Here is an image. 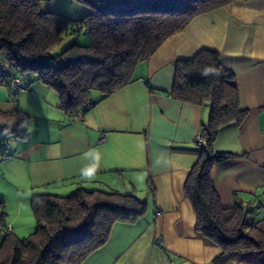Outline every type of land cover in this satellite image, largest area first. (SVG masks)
I'll use <instances>...</instances> for the list:
<instances>
[{"label": "crops", "instance_id": "0c3cea01", "mask_svg": "<svg viewBox=\"0 0 264 264\" xmlns=\"http://www.w3.org/2000/svg\"><path fill=\"white\" fill-rule=\"evenodd\" d=\"M44 6L70 19L88 13L73 0H46ZM203 49L217 52L221 65L234 74L239 108L247 111L240 125L220 128L213 143L214 151L236 155L215 165L214 189L226 208L235 204V194L247 200L257 193L264 200V0H233L195 16L137 66L131 83L77 118L82 122H68L58 103H39L45 102L40 92L23 85L22 97L36 96L38 103L18 107L51 106L50 121L57 124L40 127L34 137L29 132L23 139V133L12 137L6 145L8 159L26 163L34 186L111 185L146 204L133 222L114 223L107 241L81 264H214L220 249L196 231L183 188L200 156L195 136L209 108L169 95L174 62ZM5 61L0 55V70ZM254 219L264 231V206L254 210Z\"/></svg>", "mask_w": 264, "mask_h": 264}, {"label": "trees", "instance_id": "16d2710c", "mask_svg": "<svg viewBox=\"0 0 264 264\" xmlns=\"http://www.w3.org/2000/svg\"><path fill=\"white\" fill-rule=\"evenodd\" d=\"M41 1L0 0V54L6 58L0 76L10 70L19 78L18 94L23 90L21 76H35L57 93L58 107L72 120L131 83L137 66L195 16L233 0H73L88 9L77 19L49 11ZM81 34L88 38L87 45L74 42L57 52L65 36ZM207 66L221 70L220 75H201ZM0 84L8 91L1 78ZM93 93L100 94L98 100ZM169 95L209 108L207 122L199 129L200 156L183 188L195 213L196 231L220 249L213 263L264 264V231L254 219V210L264 206V200L257 193L247 200L235 194V204L226 208L213 186L215 165L236 156L214 151L218 132L228 124L240 125L247 112L239 108L234 74L221 65L217 52L203 49L174 62ZM30 117L19 108L0 109L5 137H19ZM0 145L5 146L0 151L5 157L7 143ZM87 187L79 184L69 195L33 194L35 231L23 239L14 232L1 234L0 264H81L107 241L114 223L133 222L146 210L132 192Z\"/></svg>", "mask_w": 264, "mask_h": 264}, {"label": "rangeland", "instance_id": "374dc122", "mask_svg": "<svg viewBox=\"0 0 264 264\" xmlns=\"http://www.w3.org/2000/svg\"><path fill=\"white\" fill-rule=\"evenodd\" d=\"M45 2V0H42L41 4L43 5ZM74 42L79 45H87L89 43L88 38L85 35H67L56 46L57 52L63 50ZM21 79L22 84H25L24 86L29 87L32 84L36 89V92H40L39 94H41L45 102L39 101V103H58L57 93L53 89L41 84V82L38 81L35 76L31 74H25L21 76ZM40 85H44L43 87L46 88H43ZM22 93L23 92H20L18 95H16L15 99L11 98L8 95L7 88L0 84V109L4 111H12L16 108H19L18 103H38L36 102V96H29L28 99H25L24 96L22 97ZM93 97L94 99L98 100L100 94L93 93ZM50 107L46 105L45 110L42 109L41 111L37 110L39 108L30 105L28 111L23 109L31 117L28 118V121L25 123L24 132L21 136L22 138L20 139H23L24 136L28 134V132L34 137L36 135V130L40 127H55L57 125L55 122L50 121L54 120L53 112H55L54 108ZM19 109L21 110V108ZM47 117L50 119H46ZM79 117H82V114H80ZM67 121L70 123H73L71 121H76L75 123H77L82 122V119L77 120L76 118ZM3 127L4 126L0 120V143H8L12 139L5 137ZM17 139L19 140V138H16V140ZM4 152L6 155L5 157L0 155V222L7 223V225L12 226V229L14 227L16 229L15 236L18 239H23L35 231L36 223L31 209V197L33 194L48 192L58 195H69L75 190L77 186H79V184L82 185V182H67L63 184L64 186H59L60 184L57 186L56 184L54 185L55 187L50 186V189L48 190L41 189L34 186L32 181L29 179V171L26 169V163H23V161H20L19 159L18 161H12L8 159L10 157L8 156L10 154L9 151L5 150ZM84 186H88L87 188H92L91 186L96 188L99 187H97V185H92V183H88L86 185L84 184ZM110 187L114 188L111 185ZM0 236L2 235L0 234Z\"/></svg>", "mask_w": 264, "mask_h": 264}, {"label": "built area", "instance_id": "2783aa9c", "mask_svg": "<svg viewBox=\"0 0 264 264\" xmlns=\"http://www.w3.org/2000/svg\"><path fill=\"white\" fill-rule=\"evenodd\" d=\"M11 71H4L2 72L0 78L3 81V83L8 87V91L11 96H16L18 95L19 90L21 89L19 85V78L17 77H12L11 76ZM195 141L196 143H201L203 142V136L201 135L200 132L196 133L195 136ZM4 145H0V151L4 148ZM3 233H13V229L11 226L7 225V227H1L0 228V234ZM155 243L157 245H162V240L161 239H156Z\"/></svg>", "mask_w": 264, "mask_h": 264}, {"label": "clouds", "instance_id": "9594fccd", "mask_svg": "<svg viewBox=\"0 0 264 264\" xmlns=\"http://www.w3.org/2000/svg\"><path fill=\"white\" fill-rule=\"evenodd\" d=\"M221 70L216 69L214 67L211 66H207L203 69V71L201 72V75L207 77L209 75H216L219 76L220 75Z\"/></svg>", "mask_w": 264, "mask_h": 264}]
</instances>
